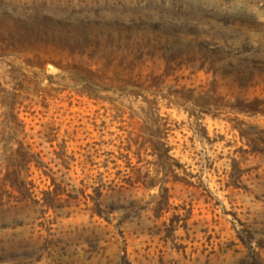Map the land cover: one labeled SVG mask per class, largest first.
I'll return each mask as SVG.
<instances>
[{
  "label": "rangeland",
  "instance_id": "obj_1",
  "mask_svg": "<svg viewBox=\"0 0 264 264\" xmlns=\"http://www.w3.org/2000/svg\"><path fill=\"white\" fill-rule=\"evenodd\" d=\"M0 264H264V0H0Z\"/></svg>",
  "mask_w": 264,
  "mask_h": 264
},
{
  "label": "trees",
  "instance_id": "obj_2",
  "mask_svg": "<svg viewBox=\"0 0 264 264\" xmlns=\"http://www.w3.org/2000/svg\"><path fill=\"white\" fill-rule=\"evenodd\" d=\"M26 183V182H25Z\"/></svg>",
  "mask_w": 264,
  "mask_h": 264
}]
</instances>
